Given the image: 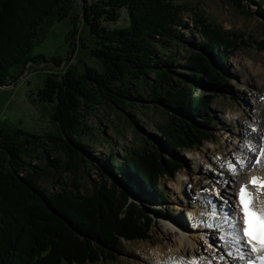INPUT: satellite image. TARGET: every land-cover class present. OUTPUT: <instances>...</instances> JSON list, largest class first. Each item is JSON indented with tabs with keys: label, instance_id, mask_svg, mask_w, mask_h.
<instances>
[{
	"label": "trees",
	"instance_id": "trees-1",
	"mask_svg": "<svg viewBox=\"0 0 264 264\" xmlns=\"http://www.w3.org/2000/svg\"><path fill=\"white\" fill-rule=\"evenodd\" d=\"M229 1L264 20V0H248L256 5L254 12L246 0ZM72 8L73 0H0V86L15 79L12 69L27 61L63 63L60 56H32L46 19L69 16L73 37L80 17L94 38L89 53L102 66L98 70L82 62L81 71L67 68L60 77L46 76L37 96L55 102L51 117L58 134L46 133L39 140L34 133L0 127V264H91L115 258L122 240H146L150 217L136 201L128 205L125 193L136 198L148 194L152 202L164 199L161 179L171 176L179 162H158L154 153L131 148L121 158L112 149L98 153L94 143L102 139L87 120L99 111H130L132 124L141 125L134 112L146 109L149 100L169 116V121L152 124V135L173 150H193L212 136L208 104L225 80L215 59L224 62L238 46L231 30L200 11L191 12L199 40L183 35L190 30L185 14L194 9L175 0H80L79 13L71 14ZM121 9L127 14L124 25L118 24ZM187 82L191 85L185 87ZM199 84L211 94H199ZM194 92L195 99L190 97ZM42 152L52 161L31 164ZM90 165L102 183L87 189L79 176ZM47 182L59 190L48 191ZM120 206L128 209L124 217Z\"/></svg>",
	"mask_w": 264,
	"mask_h": 264
},
{
	"label": "rangeland",
	"instance_id": "rangeland-1",
	"mask_svg": "<svg viewBox=\"0 0 264 264\" xmlns=\"http://www.w3.org/2000/svg\"><path fill=\"white\" fill-rule=\"evenodd\" d=\"M175 1L194 9L185 14L190 30H184L183 35L191 36L196 41L199 40L198 35L192 31L195 25L191 21V12L200 11L210 21L220 25L225 31L231 30L233 32L232 37L238 45L234 53L224 62L215 59L217 68L220 69L219 66H221L223 69L225 80L222 81V90L213 93L211 102L208 104L207 113L211 116L213 124L207 128V131L212 136H209L208 139H201L193 150L185 151L181 148L173 150V146L169 142L163 143L152 135L154 134L152 124L169 121V116H166L164 110L155 109L154 102L149 100L144 102L148 105L146 109L143 107L142 110L136 109L134 112L135 117L143 121L141 125L132 124V112L130 111H121L110 115H106L104 111H99L88 118V124L97 126V133L102 139V142L94 143L96 152L107 153L109 149H112L116 153L117 158H121L126 154L128 148H131L136 152L146 151L154 153V159L158 162L177 160L180 165L171 176H165L161 179L164 192L166 193L164 199L153 202L148 201V198H150L148 194L138 195V198H131L142 206L150 217L151 224L146 229L148 238L135 241L122 240L116 246L115 258L110 260L101 257L98 261L91 264H153L146 259L149 252L140 243L148 242L150 244L149 249L155 250L161 242L169 240V237L176 238L175 231L183 232L184 236H192L193 239H198V241L204 238L203 235H200L201 233H190V229H195L194 220L191 225L193 213L206 211L202 206V201H200V192L205 189L213 192L214 188L215 179H213L211 171H205L203 168L204 165L205 167L207 165L211 166V160L208 158L207 153L217 154L227 151L230 143L235 141L232 131L236 126L232 125L230 112L244 115V119L240 118L238 122L245 120L249 116L250 104L254 99L252 94L253 87L255 88V84L258 83L264 88V20L261 17L255 13H246L241 7H237L229 0ZM245 2L250 11L254 12L256 5L248 0ZM79 7L80 0H73V8L70 13H79ZM119 12L118 24L124 25L127 19L126 11L121 9ZM77 23V33L75 36L70 37L69 31L72 29V18L68 16L58 20L55 18L46 19L42 23L39 36L33 44L32 56L43 55L46 58L60 56L64 58L63 63L56 66L50 59L42 60L40 58L34 61H27L25 65H19L12 69L15 79L10 78L3 87L0 86V127H3L6 132H15L20 129L21 131L38 135L41 137L39 140H45L44 134L46 133L58 134L59 126L51 117L54 112L55 102L42 101L37 96L38 91L44 85L46 76L56 75V77H60L67 68H75L77 71H81L83 70V64L90 65L98 70L102 69L99 60L89 53L94 43L93 35L90 34L88 26L83 21L81 22L80 17L77 19ZM80 38L84 46L81 45ZM180 62H183V60H180ZM179 67L183 66L177 65L176 69H179ZM260 70L263 71L262 76L257 74L260 73ZM182 71L186 75L189 72V68L186 67ZM247 75L249 81L254 82V86L244 82ZM175 77L177 76L175 75ZM201 80L206 81V77L202 76ZM187 83L188 85H185V87L191 85L189 82ZM196 88L199 94H211L202 84H199ZM196 96L195 92L190 94L193 99ZM207 146L210 147L209 151L206 148ZM38 149H36V152H39ZM42 153L40 160H31L30 163L44 165L46 162L52 161V155L47 158L46 152ZM191 153L197 155V159L201 162L199 166L195 167L194 162L187 157ZM24 157L28 160L26 156ZM90 166L82 168L81 176H79L80 182L87 189H90L93 184L95 185L99 182V185H101L102 183L96 168ZM178 174H181L184 178L180 193L175 192L172 188V183ZM214 174L220 176V172L218 173L217 170H214ZM44 186L48 188V191L59 190L58 185H52L49 182L45 183ZM102 189H104V186ZM219 191L220 187H218V193ZM191 195H193L192 198ZM212 197L218 203L223 199L217 193L212 195ZM194 205L197 210H195ZM127 212V207H121L119 215L124 217ZM165 225L168 227V231L163 234L161 229ZM212 234L215 235L213 237L208 236L210 245L218 247L220 243H223V239H219L222 236L218 231H214ZM222 245L223 247L225 246L224 244ZM187 255L188 253H186ZM211 261H216V255H212Z\"/></svg>",
	"mask_w": 264,
	"mask_h": 264
},
{
	"label": "bare ground",
	"instance_id": "bare-ground-1",
	"mask_svg": "<svg viewBox=\"0 0 264 264\" xmlns=\"http://www.w3.org/2000/svg\"><path fill=\"white\" fill-rule=\"evenodd\" d=\"M257 74L262 76L263 71L260 70V73ZM244 82L254 86V82L249 81L248 75L245 77ZM252 94L254 99L250 104L249 116L245 120L238 122L240 118L244 119V115L230 112L232 125L236 126L232 131L235 141L230 143L229 148L225 152L217 154L207 153L208 158L211 160V166L207 165L205 167L204 165L203 168L205 171H211L213 179H215L214 188L213 192L208 189L200 192V201H202V206L206 211L193 213L191 225L194 220L195 229H190V233H201L200 235H203L204 238L198 241V239H193L192 236H184L183 232L175 231L176 238L169 237V240L161 242L155 250L149 249L150 244L148 242H142L140 245L149 252L146 259L151 263L239 264L249 256V250L251 249L237 240V232L230 222V217L239 215L236 190L240 184H248L254 176L264 177V157L260 155V152L264 150V88L257 83L255 88L253 87L252 89ZM206 148L208 151L210 150L209 146ZM187 157L194 162L195 167L201 164L196 154L191 153ZM214 170H217L218 173L220 172V176L214 174ZM183 180L184 178L181 174L175 177L172 183V188L175 192H181L184 184ZM218 187H220L219 193ZM249 191L254 196L264 199V192H258L255 186L249 185ZM216 193L223 197L219 203L215 202L214 197H212ZM192 197L193 195H191ZM195 210H197L196 206ZM161 230L164 234L168 231V227L165 225ZM214 231H218L222 237H217L223 239V243L218 245L219 248L210 245L208 240V236L213 237L215 235L212 234ZM240 237L243 239L241 235ZM222 244L225 246L223 247ZM186 253H188L187 256ZM212 255H216V261H211Z\"/></svg>",
	"mask_w": 264,
	"mask_h": 264
},
{
	"label": "snow or ice",
	"instance_id": "snow-or-ice-1",
	"mask_svg": "<svg viewBox=\"0 0 264 264\" xmlns=\"http://www.w3.org/2000/svg\"><path fill=\"white\" fill-rule=\"evenodd\" d=\"M260 155L264 157V150ZM249 183L255 186L258 192H264V177L254 176ZM238 201L239 215L230 217V222L237 232V240L250 247L251 252L259 253V260L264 264V199L254 196L247 185H242L239 188ZM239 233H242L243 239Z\"/></svg>",
	"mask_w": 264,
	"mask_h": 264
},
{
	"label": "water",
	"instance_id": "water-1",
	"mask_svg": "<svg viewBox=\"0 0 264 264\" xmlns=\"http://www.w3.org/2000/svg\"><path fill=\"white\" fill-rule=\"evenodd\" d=\"M244 4H245V6L248 8V10H250L249 9V7H248V5H247V3L246 2H244ZM2 87H3V85H2ZM112 178H110V182H113L112 180H111ZM116 188L119 190V192H121L122 193V188L120 187V186H116ZM125 195H126V197H127V204L128 205H133V203H134V201L131 199L132 198V196H130L129 194H127V193H125Z\"/></svg>",
	"mask_w": 264,
	"mask_h": 264
}]
</instances>
